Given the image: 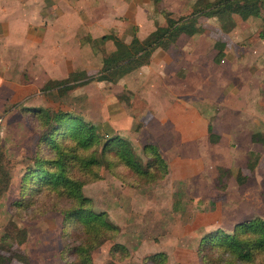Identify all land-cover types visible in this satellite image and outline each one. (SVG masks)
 <instances>
[{
  "label": "rangeland",
  "instance_id": "1",
  "mask_svg": "<svg viewBox=\"0 0 264 264\" xmlns=\"http://www.w3.org/2000/svg\"><path fill=\"white\" fill-rule=\"evenodd\" d=\"M38 1L55 0H35V14ZM70 1L77 11L69 7L65 14L43 11L42 19L28 26L26 36L16 28L1 36L4 45L9 38L11 43L0 58V163L10 175L0 196V264L12 254L9 264H62L63 215L49 211L32 220L12 207L21 197L20 181L32 163L40 132L37 117L26 109L32 106L81 114L102 134L128 139L143 164L152 157L145 145L152 144L169 164V175L152 185L134 178L123 181L104 170L103 179L84 186L92 207L105 211L120 228L116 239L95 251L94 264H147L148 255L161 251L168 255L167 264H202L197 248L205 233L218 228L232 231L244 219L264 218V169H257L244 185L235 179L251 150L263 152V145L251 136L264 132V10L261 17L246 21L233 14L224 19L201 17L203 32L183 35L175 48L161 51L152 63L118 83L93 80L62 94L45 85L77 70L97 75L102 57L114 48L108 40L94 54L89 44L81 43L80 26L85 24L102 37L114 29L113 14L132 17L134 12L132 2L126 9L127 0ZM195 1L163 0L154 5L147 0V11L141 9L135 16V33L145 40L155 29L153 19L166 25L169 15L187 14ZM116 2L122 5V12L117 9L120 13L109 4ZM15 4L17 0L9 5ZM131 17H120L121 28ZM221 48L226 56L218 62ZM5 64L9 69H4ZM212 103L220 105L214 133L221 139L216 143L209 138L215 117L206 114V120L201 115ZM220 166L234 174L223 190L215 186ZM18 230L25 232L22 241ZM7 235L8 242L3 240ZM116 242L127 246L129 255L112 253ZM2 247L15 252L5 255Z\"/></svg>",
  "mask_w": 264,
  "mask_h": 264
},
{
  "label": "trees",
  "instance_id": "2",
  "mask_svg": "<svg viewBox=\"0 0 264 264\" xmlns=\"http://www.w3.org/2000/svg\"><path fill=\"white\" fill-rule=\"evenodd\" d=\"M163 0H152L159 5ZM264 0H196L187 14L178 18L171 15L166 25L155 20L156 28L145 40L136 35L130 42L116 33L93 38L84 37L94 54H99V45L108 40L114 49L102 57L103 67L91 76L86 70H77L67 78L50 80L45 89H59L62 94L93 80L116 84L133 71L151 62L153 53L161 48L175 46L183 35L195 36L203 32L201 17L224 19L228 14L246 21L250 17H261ZM82 41V42H83ZM223 47L224 44L220 43ZM225 51L221 48L217 61L221 62ZM123 99L130 101L123 94ZM28 112L37 117L39 135L32 162L26 168L21 186V197L12 203L19 215L35 220L49 211L63 215L65 245L60 252L62 264H94V253L102 245L113 241L119 234L118 225L109 220L105 211L92 207V199L84 194L87 183L103 179L107 170L120 180L134 178L138 182L152 185L165 179L170 167L162 152L154 145H145L152 157L145 164L134 152L132 143L120 136L102 134L91 120L73 111L53 110L45 107H29ZM210 141L219 142L221 136L209 125ZM105 135V136H104ZM251 139L263 145V152L251 150L245 166L235 174L239 185L246 184L256 173L264 169V132L255 131ZM3 173H8L4 175ZM231 169L220 166L215 179L219 190L227 189L233 177ZM9 170L0 163V196L8 188ZM27 191V192H26ZM20 241L24 230L17 231ZM10 235V234H8ZM3 239L8 242L10 236ZM5 255L15 252L12 247L3 248ZM112 253L129 255L124 244L116 242ZM197 254L202 264H264V218L254 216L236 223L232 231L218 228L205 233L199 241ZM12 255L1 260L3 264L13 261ZM147 264H167L166 252H155L145 258Z\"/></svg>",
  "mask_w": 264,
  "mask_h": 264
},
{
  "label": "crops",
  "instance_id": "3",
  "mask_svg": "<svg viewBox=\"0 0 264 264\" xmlns=\"http://www.w3.org/2000/svg\"><path fill=\"white\" fill-rule=\"evenodd\" d=\"M14 1L15 0H0V58L1 59H3L4 52H6L7 49H9L8 47H9V44L11 43V40L9 38L7 40V43H5V45H4V42H2L3 39L1 37L3 32H7V34L10 35L11 34L10 32L12 31V28H16V29L21 31L20 34H22L23 36H26V31L28 29V26L33 27V25H35V24H33L34 21L42 19L41 14L43 13V11H45L48 15H50L51 13L52 14L53 13L54 14L64 13L65 14V12L68 11L67 7H69L71 10L77 11L75 9V7L73 6L72 1H70V0H55L51 4H46V3H42L40 1H38V2H40V4H38V13L37 14H35V11H36L35 8L36 7H34L35 0H17V4H15V6H13L11 8V6L9 4H10V2H14ZM131 2L133 3L132 7H133V11H134L132 17L130 16V13H128L129 16H127V14L126 15H124V14L123 15H121V14L119 15L118 14V16L113 14L114 24H113L112 28H114V29H112L111 32H110V33H112V31H114V33H116V34L120 35L121 37H123L126 42H130L135 35L138 37L137 32L135 33V31H137V22L134 19H135V16L140 14L139 10L142 9L144 11V9H145L144 7H146V5L148 4V3H146L147 0H127L125 2V3L128 4L126 6L127 10H129L131 8V4H130ZM109 4H110L111 7L112 6L115 7L113 12L114 11H116V13L122 12V5H121V7H119V2H116L114 4H112V3H109ZM118 8H120V12L117 11ZM127 10L125 11L126 13H127ZM145 10L147 11V9H145ZM39 13H41V14H39ZM98 13H99V11H98ZM100 14H102V13H100ZM119 16L123 17V20L128 18V17L132 18V20L129 19V20L125 21L126 26H125L124 29L121 28L122 25H124V23H123L122 19ZM62 17L60 16V19ZM101 18H103V16H101ZM101 18L99 17L98 20H100ZM141 18H139V19H141ZM153 20H154V23H155V19H153ZM155 28H156V24H155ZM119 29H123L124 32H123V30H119ZM153 30H155V29H153ZM77 32H78L79 38L85 37V36H87L89 34L93 38L101 37V36H95L92 33V31L89 30L85 26V24L81 25ZM127 32H129L128 35H126ZM82 34H83V36H82ZM104 35H106V33ZM128 36H129L130 40H127ZM138 38H140V37H138ZM179 41H180V39L178 40L176 45H178ZM81 43L88 45V43H83L82 41H81ZM175 46H172L171 48H175ZM169 50H170V48L168 50H164V49H161V48L156 49L154 51V53H153V56H152V59H151L150 63H152L154 61V59H155V57L157 56L158 53H160L161 51L168 52ZM1 52H3V53H1ZM225 53H226V51H225ZM225 56H226V54H225ZM6 59H8V58H6ZM5 65L6 66L4 67V69L5 70L9 69V66H7V64H5ZM145 66H143V67H145ZM135 71H137V70H135ZM135 71H133V72H135ZM132 73H130L126 77L130 76ZM218 109H220V105L218 103H212L206 109L207 111L204 110L202 112V114H201L204 118L206 117V114L210 115L211 117L212 116L215 117V119H213V121H212V124L214 126V131L216 130L215 123L217 122V118H218V115L220 113L218 111L215 112V110H218ZM1 121H2V117L0 119V122Z\"/></svg>",
  "mask_w": 264,
  "mask_h": 264
}]
</instances>
